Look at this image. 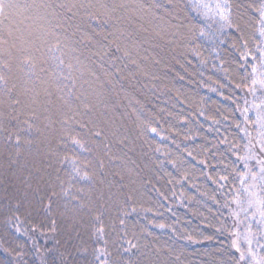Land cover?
<instances>
[{"label":"trees","instance_id":"1","mask_svg":"<svg viewBox=\"0 0 264 264\" xmlns=\"http://www.w3.org/2000/svg\"><path fill=\"white\" fill-rule=\"evenodd\" d=\"M209 1L0 0V264H243L264 0Z\"/></svg>","mask_w":264,"mask_h":264},{"label":"rangeland","instance_id":"2","mask_svg":"<svg viewBox=\"0 0 264 264\" xmlns=\"http://www.w3.org/2000/svg\"><path fill=\"white\" fill-rule=\"evenodd\" d=\"M210 2L213 4V12L211 9L209 13L216 18H220L215 15L223 12L221 11L223 8L220 9L223 4L218 0H210ZM22 11L24 12V10ZM51 14L53 13L46 12L45 14L41 10L39 14L36 13L29 17H26L25 14L19 16V27L4 36L10 50L12 52L15 51V46H19V41L21 39L25 40L27 36L30 37L32 35L35 40L41 38L43 29L37 24L45 22L43 15L49 17ZM169 16L172 17V15ZM140 17L143 18V14ZM140 17H137L138 22ZM26 24L29 25V28L24 30L20 28L21 26L25 27ZM142 29H144V34L145 30H152L147 25L141 26L136 23V27L132 29L133 37L137 38L139 34L136 32L141 33L142 31L140 30ZM30 42L37 47L36 42L33 43L32 40ZM146 43V39L139 42L141 46ZM252 73V85L257 99L253 108L251 107L254 112L253 126L255 129V138L249 157V162H251L252 166L246 169L241 180L242 193L239 203H236L237 210L234 216L235 224L231 235V246L237 252L243 264H264V52L260 63L253 69ZM96 85L99 87L98 83ZM113 117L116 118V115Z\"/></svg>","mask_w":264,"mask_h":264}]
</instances>
